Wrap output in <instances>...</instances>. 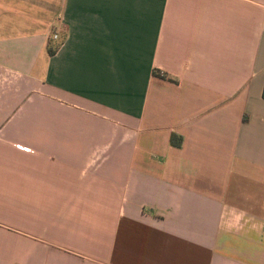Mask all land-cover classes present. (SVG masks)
Instances as JSON below:
<instances>
[{"label": "crops", "instance_id": "crops-1", "mask_svg": "<svg viewBox=\"0 0 264 264\" xmlns=\"http://www.w3.org/2000/svg\"><path fill=\"white\" fill-rule=\"evenodd\" d=\"M263 87L264 0H0V264H264Z\"/></svg>", "mask_w": 264, "mask_h": 264}, {"label": "trees", "instance_id": "trees-1", "mask_svg": "<svg viewBox=\"0 0 264 264\" xmlns=\"http://www.w3.org/2000/svg\"><path fill=\"white\" fill-rule=\"evenodd\" d=\"M56 48H57V45L56 46L49 45V47H48L49 54L52 55L54 53V51H55ZM263 95H264V87H263ZM169 143L172 146L178 147L181 144V137L179 135H176L174 133H171L169 135Z\"/></svg>", "mask_w": 264, "mask_h": 264}, {"label": "built area", "instance_id": "built-area-1", "mask_svg": "<svg viewBox=\"0 0 264 264\" xmlns=\"http://www.w3.org/2000/svg\"><path fill=\"white\" fill-rule=\"evenodd\" d=\"M53 39H57L58 38V35L57 34H53Z\"/></svg>", "mask_w": 264, "mask_h": 264}, {"label": "rangeland", "instance_id": "rangeland-1", "mask_svg": "<svg viewBox=\"0 0 264 264\" xmlns=\"http://www.w3.org/2000/svg\"><path fill=\"white\" fill-rule=\"evenodd\" d=\"M53 34H57V33H51V36H53ZM58 35V34H57ZM53 38V37H52Z\"/></svg>", "mask_w": 264, "mask_h": 264}]
</instances>
